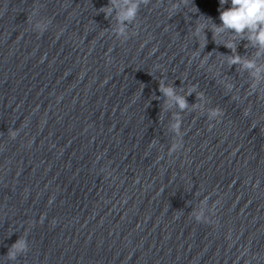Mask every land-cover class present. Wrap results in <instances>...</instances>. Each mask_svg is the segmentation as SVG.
I'll return each mask as SVG.
<instances>
[{
  "label": "water",
  "instance_id": "1",
  "mask_svg": "<svg viewBox=\"0 0 264 264\" xmlns=\"http://www.w3.org/2000/svg\"><path fill=\"white\" fill-rule=\"evenodd\" d=\"M107 3L0 0V264H264V98L210 29L203 49L193 36L200 15L220 23L219 0L171 17L150 0L127 40L98 12ZM161 78L223 112L209 121L188 95L171 155ZM201 207L209 222L193 218ZM20 235L28 249L10 261Z\"/></svg>",
  "mask_w": 264,
  "mask_h": 264
},
{
  "label": "clouds",
  "instance_id": "2",
  "mask_svg": "<svg viewBox=\"0 0 264 264\" xmlns=\"http://www.w3.org/2000/svg\"><path fill=\"white\" fill-rule=\"evenodd\" d=\"M149 3L150 0H108V3L99 8L98 12H102L105 19L109 20L111 17L114 20V24L110 21L109 23L110 29L117 38L122 37L124 40H127L130 36L129 25H133L137 20L141 6L148 5ZM168 4L171 5V8H167L166 11H168V16L171 17L180 11L181 5H185V0H176L175 3L169 0ZM225 4H230V6L224 7ZM219 5V24L214 23L211 17L200 15L199 17H203L205 23L194 26L193 36L198 42V49H203L207 44L204 30L206 28L210 29L212 40L217 45L222 44L230 50V54L220 53V56L224 58V63L229 67L233 65L238 66L247 73L248 95L256 94L264 98V0H219ZM196 11L198 10L196 9ZM48 23L49 21L45 22L42 19H37L32 23V28L37 33L43 32L46 30ZM201 33H203L204 37L202 45L199 42ZM224 33L230 34L231 39H222ZM237 41H246L245 47L252 48L254 52L251 55L241 56L236 52ZM197 57L200 59L201 66L207 63L208 57L206 55L201 56L200 51L194 50L192 58L195 59ZM157 82L160 95L157 96L153 93L152 99L160 100L163 112L172 108L176 109L171 114L168 125V130L178 138L169 147L168 154L171 155L183 147L181 113L190 107L186 99L188 95L196 94V103L191 107L198 109L201 113H206L209 121H219L223 112L218 107H206L209 101L202 92L197 91L196 87H189L187 91L181 94L173 83H166L163 78ZM232 88L233 85L229 83L227 85L228 91H231ZM161 97L163 98L162 100ZM249 112L250 109L244 112V115L248 116ZM209 127H213V124L209 123ZM7 134L10 138H15L17 130L9 128ZM156 143L157 141L153 140L150 147L156 145ZM204 204L207 205V200L204 201ZM212 212H214V206L212 207ZM192 215L197 222H209L210 219L209 216L205 215L203 207L194 210ZM27 249V240L24 235H20L8 247L6 258L14 261L18 255L25 253Z\"/></svg>",
  "mask_w": 264,
  "mask_h": 264
}]
</instances>
